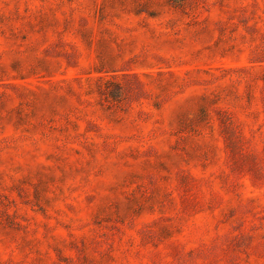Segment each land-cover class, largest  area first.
Returning <instances> with one entry per match:
<instances>
[{"label":"rangeland","instance_id":"374dc122","mask_svg":"<svg viewBox=\"0 0 264 264\" xmlns=\"http://www.w3.org/2000/svg\"><path fill=\"white\" fill-rule=\"evenodd\" d=\"M0 264H264V0H0Z\"/></svg>","mask_w":264,"mask_h":264}]
</instances>
